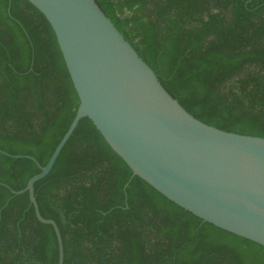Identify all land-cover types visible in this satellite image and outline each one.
<instances>
[{
    "label": "trees",
    "instance_id": "1",
    "mask_svg": "<svg viewBox=\"0 0 264 264\" xmlns=\"http://www.w3.org/2000/svg\"><path fill=\"white\" fill-rule=\"evenodd\" d=\"M95 1L190 114L264 137V0ZM78 105L45 16L27 0H0V149L45 165ZM39 171L0 153V264L58 262L52 225L36 218L27 192H11ZM34 194L58 225L63 264H264V246L132 175L88 117Z\"/></svg>",
    "mask_w": 264,
    "mask_h": 264
},
{
    "label": "water",
    "instance_id": "2",
    "mask_svg": "<svg viewBox=\"0 0 264 264\" xmlns=\"http://www.w3.org/2000/svg\"><path fill=\"white\" fill-rule=\"evenodd\" d=\"M52 27L79 105L45 165L20 190L36 218L34 183L53 167L80 119L88 117L111 149L167 199L205 222L264 246V137L222 130L195 118L159 81L95 0H27ZM127 183L124 185V188Z\"/></svg>",
    "mask_w": 264,
    "mask_h": 264
}]
</instances>
